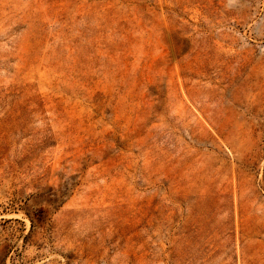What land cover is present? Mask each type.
Masks as SVG:
<instances>
[{
  "label": "rangeland",
  "instance_id": "374dc122",
  "mask_svg": "<svg viewBox=\"0 0 264 264\" xmlns=\"http://www.w3.org/2000/svg\"><path fill=\"white\" fill-rule=\"evenodd\" d=\"M0 264H264V0H0Z\"/></svg>",
  "mask_w": 264,
  "mask_h": 264
}]
</instances>
